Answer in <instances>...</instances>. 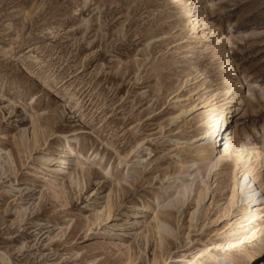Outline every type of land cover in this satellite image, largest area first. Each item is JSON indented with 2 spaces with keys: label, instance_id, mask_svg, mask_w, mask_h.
Wrapping results in <instances>:
<instances>
[{
  "label": "rangeland",
  "instance_id": "obj_1",
  "mask_svg": "<svg viewBox=\"0 0 264 264\" xmlns=\"http://www.w3.org/2000/svg\"><path fill=\"white\" fill-rule=\"evenodd\" d=\"M178 11L176 0H0V92L20 100L0 103V264H181L262 223L258 203L229 202L223 166L168 210L173 232L158 244L152 213L174 195L180 166L196 162L204 128L192 120L201 104L196 84L183 83L187 64L204 70L206 86L219 83L208 42L183 47ZM201 11L227 37L241 79L238 138L264 140V0H201ZM67 141V172L85 162L78 151L91 155L77 184L35 161ZM155 196L126 236L104 234Z\"/></svg>",
  "mask_w": 264,
  "mask_h": 264
},
{
  "label": "bare ground",
  "instance_id": "obj_2",
  "mask_svg": "<svg viewBox=\"0 0 264 264\" xmlns=\"http://www.w3.org/2000/svg\"><path fill=\"white\" fill-rule=\"evenodd\" d=\"M176 1L179 9L177 15L180 17L178 26L184 29L181 37L185 43L183 47H189L193 51L201 48L204 41L208 42L207 46L212 53L210 62L215 63L219 76V83L213 85L212 81H209L210 85L206 86L205 79L207 76H205L204 70H198L193 66V63H188L185 68L183 83H187V85L196 84L194 94L198 95L197 99L201 104V111L195 114L192 120L204 119V128L199 133L200 137L195 140L197 159L193 164H189L188 167H192L191 170H185L188 167L180 166L179 172L171 177L170 183L172 185L177 180L180 183L175 188L174 195L158 203L156 196L155 200L153 198L150 200L137 198L138 202L131 207L132 211H126V214L110 224V228L104 231V234L109 236H126L127 232H130L136 225L131 217H135L141 212L145 213L149 205L156 202V210L152 213L151 222L159 245L164 243L165 235L169 236L173 232L168 221L170 216L168 210L174 209L178 204H184L188 200L194 191V183L201 173L205 174V177L206 175L209 176L210 173L216 176L223 166L229 167V182L232 184L229 202L237 198L246 206L258 203L253 205L255 207L253 216L257 217L261 214L264 216V140L254 141L248 134H244L242 139L238 138L237 125L240 120L244 92L241 91V79L233 60L229 56V41H227L224 33L203 16L201 0ZM212 86L215 88L212 89ZM5 102L20 104V100H15L14 97L0 92V103ZM32 124L36 131L37 118L34 116H32ZM37 138V133L34 132L33 145L37 144ZM19 139L23 145L27 143L29 138L26 131L20 133ZM57 147L60 150H57L56 153L48 154L47 150H42L36 155L35 161L42 165L57 163L59 167L54 168L52 173L57 174L64 170L70 183H76L78 181L77 176H83L86 171L90 170L88 163L91 155L88 156V152L78 151L76 160L81 159L85 162L79 164L80 169L78 171L67 172V166H71L70 158H73L75 154L74 147L68 141L64 144L59 142ZM31 148L29 147V150ZM64 150H67L68 156L63 159L58 158L57 154ZM125 170L128 174L135 172L134 170L129 171V168ZM203 177L201 176V178ZM204 185L207 188V184L204 183ZM198 192L201 194V190ZM129 211L131 212L127 213ZM226 245L221 250L214 247L204 250L192 258L185 259L181 264H252L259 259V263L264 264V220L248 236L240 238L233 244Z\"/></svg>",
  "mask_w": 264,
  "mask_h": 264
}]
</instances>
